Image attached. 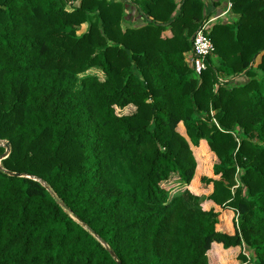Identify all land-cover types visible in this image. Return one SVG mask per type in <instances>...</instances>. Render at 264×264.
<instances>
[{
  "label": "trees",
  "instance_id": "trees-1",
  "mask_svg": "<svg viewBox=\"0 0 264 264\" xmlns=\"http://www.w3.org/2000/svg\"><path fill=\"white\" fill-rule=\"evenodd\" d=\"M227 1L197 76L191 38L218 1L0 0V264H208L212 244L264 264V0ZM202 140L221 212L161 186L191 182Z\"/></svg>",
  "mask_w": 264,
  "mask_h": 264
},
{
  "label": "rangeland",
  "instance_id": "rangeland-1",
  "mask_svg": "<svg viewBox=\"0 0 264 264\" xmlns=\"http://www.w3.org/2000/svg\"><path fill=\"white\" fill-rule=\"evenodd\" d=\"M87 24L82 25L81 29L78 31V34L84 32L86 30ZM92 73L97 75L100 80L103 79V74L99 70H92ZM135 108L133 106H128L125 109H118L116 108L115 111L117 114L127 115L134 112ZM177 131L180 135L185 137L187 140V136L185 134L184 127L182 124H179ZM189 147L192 152V156L196 162V168L194 172V176L191 182L188 185L181 184L178 175L172 174L170 175L169 179L162 182L161 186L169 191L170 194L175 193L176 191L188 190L191 194L199 196L203 202V208L207 211L210 209H216L218 212H221V207L217 205L214 206L211 202L205 200V198L212 192V186L208 188H203L201 186L199 178L206 177L217 179L213 174V167L216 163V158L214 153L208 147V144L205 140L200 141L198 147L193 146L189 143ZM234 219L233 214L230 213H223L219 215V223L218 228L219 231L227 233L229 235L234 234ZM223 226L227 228L223 229ZM240 250L239 247H233L229 249L223 248L221 244H212L211 249L207 253L208 264H238L236 260V256L239 254ZM246 256L253 257L251 252L245 251Z\"/></svg>",
  "mask_w": 264,
  "mask_h": 264
},
{
  "label": "built area",
  "instance_id": "built-area-1",
  "mask_svg": "<svg viewBox=\"0 0 264 264\" xmlns=\"http://www.w3.org/2000/svg\"><path fill=\"white\" fill-rule=\"evenodd\" d=\"M231 4L227 1L223 12L209 16L197 29L191 38V52L187 57L194 73L198 76L207 67L208 58L213 55L214 46L209 38V32L213 25L227 17ZM2 144V143H1Z\"/></svg>",
  "mask_w": 264,
  "mask_h": 264
},
{
  "label": "crops",
  "instance_id": "crops-1",
  "mask_svg": "<svg viewBox=\"0 0 264 264\" xmlns=\"http://www.w3.org/2000/svg\"><path fill=\"white\" fill-rule=\"evenodd\" d=\"M181 0H175L176 3H179ZM212 0H206L207 3H210ZM213 1H218L219 4L216 8V13H221L225 10L227 0H213ZM236 17L230 12L227 17L223 18L220 22L221 23H227L231 22L235 19ZM137 15L136 11L132 7H127L125 6V13H124V22L122 23V27H128L134 25V23L137 22ZM213 204V203H212ZM215 206V205H214ZM216 210V209H215ZM217 211V210H216ZM227 228L226 226H223V229ZM220 230V229H219Z\"/></svg>",
  "mask_w": 264,
  "mask_h": 264
},
{
  "label": "water",
  "instance_id": "water-1",
  "mask_svg": "<svg viewBox=\"0 0 264 264\" xmlns=\"http://www.w3.org/2000/svg\"><path fill=\"white\" fill-rule=\"evenodd\" d=\"M9 152H10V148L8 145L5 146V152L3 153V155L1 156L0 160L3 159V158H6L8 155H9ZM10 175H13V176H17V177H21L22 175L21 174H16V173H9ZM111 256L115 259L116 263L117 264H121L119 262V260H117L114 256V254L112 252H110Z\"/></svg>",
  "mask_w": 264,
  "mask_h": 264
}]
</instances>
